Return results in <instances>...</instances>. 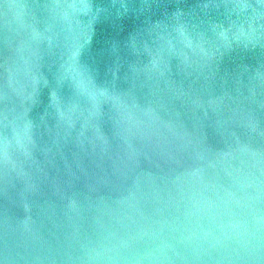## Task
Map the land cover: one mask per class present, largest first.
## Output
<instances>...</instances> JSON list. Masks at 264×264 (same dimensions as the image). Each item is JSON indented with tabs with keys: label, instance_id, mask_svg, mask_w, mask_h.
<instances>
[{
	"label": "water",
	"instance_id": "1",
	"mask_svg": "<svg viewBox=\"0 0 264 264\" xmlns=\"http://www.w3.org/2000/svg\"><path fill=\"white\" fill-rule=\"evenodd\" d=\"M0 264H264V0H0Z\"/></svg>",
	"mask_w": 264,
	"mask_h": 264
}]
</instances>
